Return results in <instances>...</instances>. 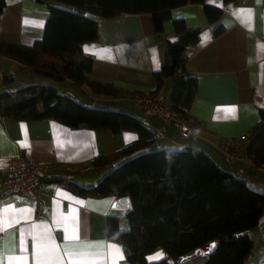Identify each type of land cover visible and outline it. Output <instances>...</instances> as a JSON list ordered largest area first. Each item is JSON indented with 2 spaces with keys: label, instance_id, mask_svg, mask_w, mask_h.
I'll return each mask as SVG.
<instances>
[{
  "label": "crops",
  "instance_id": "0c3cea01",
  "mask_svg": "<svg viewBox=\"0 0 264 264\" xmlns=\"http://www.w3.org/2000/svg\"><path fill=\"white\" fill-rule=\"evenodd\" d=\"M205 6L221 11L217 22L210 21ZM170 17L171 20L163 23L160 33L154 30L149 14L95 18L98 38L81 46L82 53L92 58L87 77L112 83L124 91L149 94L154 90L152 73L161 66L165 42L176 39L172 20H182L188 28L200 27L198 42L186 50L188 69L197 82L196 94L187 115L198 122V130L190 139L184 140L173 126L162 127L156 118L143 117L144 124L153 134H161L160 138H154L151 149H199L219 168L241 174L250 188L264 194V168L252 167L245 157V147L239 160L230 164L215 150L221 139L249 133L258 120L259 110H264V0H204V4L173 9ZM47 18L46 3L5 0L0 14V37L31 46L41 39ZM219 25L223 32L214 36ZM21 67L19 62L0 54V92L43 82H34L33 77L22 78L19 74ZM3 72L14 74L16 82L3 84ZM63 86L66 90L61 93L85 104L113 102L120 109L137 110L130 97L109 99L91 93L86 87H81L79 91L75 86L72 88L73 85ZM85 89L88 94L83 92ZM169 93L170 82L166 81L159 95L167 100ZM136 140L137 135L129 131L112 134L108 130L71 129L50 120L0 121V162L3 163L0 166V264H9V256H24L26 259L20 264H35L36 241L33 237L41 234L51 237L62 264H70V257L65 255V245L71 252L81 250L76 245L92 246L85 249L94 254L89 258L90 264H124L122 246L108 240L105 230L108 217L118 218L120 229H127L126 213L114 208L117 199L79 197L55 180L71 171L65 180L86 188L94 187L106 171L83 172L90 167L92 160ZM17 157L48 165L43 175L47 193L40 195L44 205L41 219L36 217L34 200L7 190L5 181L10 164ZM5 207L15 210L7 214V219L2 214ZM25 209L28 211L20 212ZM13 219L18 222L13 223ZM37 225L44 228L34 227ZM74 230L78 240H66V234L71 235ZM248 236L253 247L245 264H264V213ZM48 242L47 238L43 241ZM214 249L215 242H209L180 258V261L183 264H200ZM158 253L162 254L160 258L149 259ZM165 258V253L158 250L146 259L151 263Z\"/></svg>",
  "mask_w": 264,
  "mask_h": 264
},
{
  "label": "trees",
  "instance_id": "16d2710c",
  "mask_svg": "<svg viewBox=\"0 0 264 264\" xmlns=\"http://www.w3.org/2000/svg\"><path fill=\"white\" fill-rule=\"evenodd\" d=\"M36 2L46 3L48 10L41 39L26 46L0 37V54L22 64L19 71L22 76L35 74L59 84L86 87L91 93L109 99H132L142 93L124 91L112 83L87 77L92 58L82 53L81 46L97 40L95 18L149 14L154 30L160 33L163 23L171 20V10L204 4V0ZM4 6L5 0H0V14ZM205 12L212 22L221 16L216 8L205 6ZM172 23L176 39L165 42L161 66L152 73L154 90L149 94L159 95L169 81L168 105L172 111L185 114L192 105L197 85L195 75L188 69L186 50L198 42L201 29L188 28L182 20ZM222 32L219 25L214 36ZM16 80L14 74L3 72V84ZM121 110L85 104L59 92L52 84H27L0 92V121L50 120L71 129L108 130L112 134L129 131L137 135L132 144L95 157L83 171H107L96 186L86 188L65 180L71 171L55 180L79 197L130 199L132 209L125 214L127 229H120L116 217H108L105 226L107 239L122 246L124 264H183L180 258L209 242H215V249L200 264H245L253 247L248 234L264 213V194L250 188L241 174L219 168L199 149L139 152L154 144V134L138 110ZM249 134L245 157L252 167L264 168L263 109L259 110ZM158 250L166 258L148 262L147 256Z\"/></svg>",
  "mask_w": 264,
  "mask_h": 264
},
{
  "label": "built area",
  "instance_id": "2783aa9c",
  "mask_svg": "<svg viewBox=\"0 0 264 264\" xmlns=\"http://www.w3.org/2000/svg\"><path fill=\"white\" fill-rule=\"evenodd\" d=\"M133 105L144 117L156 118L162 127L173 126L182 139H190L198 130V122L188 117L187 113L172 111L165 97L161 95L136 94L132 97ZM161 137L160 132L154 133V138ZM250 141L246 133L231 139H221L215 147L216 152L226 163L239 160L240 152ZM48 165L27 158H14L11 161L5 184L7 190L14 195L25 196L34 200L37 208V219L43 217L44 205L40 195L47 193V186L42 180Z\"/></svg>",
  "mask_w": 264,
  "mask_h": 264
},
{
  "label": "snow or ice",
  "instance_id": "6c2138e0",
  "mask_svg": "<svg viewBox=\"0 0 264 264\" xmlns=\"http://www.w3.org/2000/svg\"><path fill=\"white\" fill-rule=\"evenodd\" d=\"M248 16L250 17V13H248ZM87 51V49H86ZM0 166H3V163L0 162ZM10 211H15L14 209H11L10 207H5L2 210V214H3V218L7 219V214ZM28 210H20L21 213H25ZM13 223L18 222L17 220L13 219L12 221ZM37 228H44L43 225H37L34 226ZM0 231H2V229H0ZM45 232H47V229H45ZM48 239V243H43V241L45 239ZM33 239L36 241L35 243V251L33 254L34 257V261L35 264H62L61 259L58 255V248L56 245H54L53 243H51V237L50 236H45L43 234L39 235V236H34ZM66 240L69 241H77L78 240V236L75 232V230L73 231V233L71 235H67L65 236ZM21 252L25 251V249L23 248V240L21 241ZM77 247H80V251L78 252H71L69 251V246L65 245V255H68L70 257V264H90V257L93 256L94 254L87 252L85 249L92 247L89 245H76ZM112 247V246H109ZM116 251H119L118 249H116ZM162 254H157L156 257H151L149 258L150 260L152 259H157L160 258ZM74 257V259H72ZM9 264H20L21 261H24L26 258L24 256H9Z\"/></svg>",
  "mask_w": 264,
  "mask_h": 264
},
{
  "label": "rangeland",
  "instance_id": "374dc122",
  "mask_svg": "<svg viewBox=\"0 0 264 264\" xmlns=\"http://www.w3.org/2000/svg\"><path fill=\"white\" fill-rule=\"evenodd\" d=\"M21 77L22 78H24V79H28L27 77H33V78H31L34 82H41V81H43L41 84H52V85H54L58 90H60V92H62L63 90H66L65 88L66 87H64L63 86V84H59V83H57V82H52V81H50L49 79H46V78H43V77H40V76H38V75H35V74H32V75H25V76H22L21 75ZM71 86V85H70ZM72 87V86H71ZM72 88H74V86L72 87ZM77 90H79V91H81V87H75ZM80 88V89H79ZM87 89V88H86ZM83 90V92H85L86 94H88L87 93V90ZM89 91V90H88ZM95 105V104H94ZM96 106H98V107H100V108H104V109H106V110H112V111H115V110H117V111H122L119 107H117V104L116 103H113V102H110V103H108V104H102V103H100V104H98V105H96ZM151 149V147H148V148H145V149H142V150H140L139 152H145V151H149ZM139 154H141V153H139ZM136 155H138V153H136L135 155H133V156H136ZM106 173H107V171H106Z\"/></svg>",
  "mask_w": 264,
  "mask_h": 264
},
{
  "label": "water",
  "instance_id": "95a60500",
  "mask_svg": "<svg viewBox=\"0 0 264 264\" xmlns=\"http://www.w3.org/2000/svg\"><path fill=\"white\" fill-rule=\"evenodd\" d=\"M114 208L116 210H122L124 213L129 212L132 209L130 199L128 197L118 198L115 202Z\"/></svg>",
  "mask_w": 264,
  "mask_h": 264
}]
</instances>
